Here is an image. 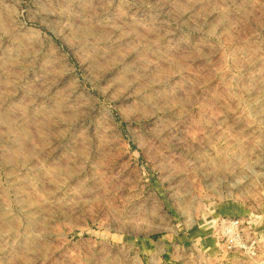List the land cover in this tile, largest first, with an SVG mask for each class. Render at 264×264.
Segmentation results:
<instances>
[{
    "label": "rangeland",
    "instance_id": "1",
    "mask_svg": "<svg viewBox=\"0 0 264 264\" xmlns=\"http://www.w3.org/2000/svg\"><path fill=\"white\" fill-rule=\"evenodd\" d=\"M221 216L264 225V0H0V264H257Z\"/></svg>",
    "mask_w": 264,
    "mask_h": 264
},
{
    "label": "built area",
    "instance_id": "2",
    "mask_svg": "<svg viewBox=\"0 0 264 264\" xmlns=\"http://www.w3.org/2000/svg\"><path fill=\"white\" fill-rule=\"evenodd\" d=\"M219 241L228 249L240 251L251 259L264 252V227L236 216H221L211 225Z\"/></svg>",
    "mask_w": 264,
    "mask_h": 264
},
{
    "label": "crops",
    "instance_id": "3",
    "mask_svg": "<svg viewBox=\"0 0 264 264\" xmlns=\"http://www.w3.org/2000/svg\"><path fill=\"white\" fill-rule=\"evenodd\" d=\"M257 229L262 230L264 225H261V222L256 224ZM257 264H264V254H260L255 260H253Z\"/></svg>",
    "mask_w": 264,
    "mask_h": 264
}]
</instances>
